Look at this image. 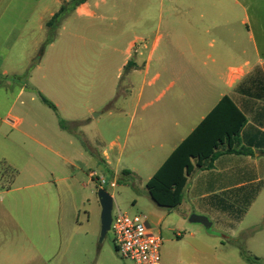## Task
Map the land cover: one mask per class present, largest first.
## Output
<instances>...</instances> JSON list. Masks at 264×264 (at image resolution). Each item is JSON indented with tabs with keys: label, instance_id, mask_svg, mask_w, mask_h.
I'll list each match as a JSON object with an SVG mask.
<instances>
[{
	"label": "rangeland",
	"instance_id": "374dc122",
	"mask_svg": "<svg viewBox=\"0 0 264 264\" xmlns=\"http://www.w3.org/2000/svg\"><path fill=\"white\" fill-rule=\"evenodd\" d=\"M66 1L0 0V175L9 190L0 199L10 217L0 224V264H132L119 257L111 231L100 241L98 191L114 194L113 214L149 216L152 151L133 145L129 101L157 72L146 75L144 64L165 48L166 18L199 20L190 5L213 0H90L95 15L73 12L42 50L46 23ZM134 6L148 22L124 26ZM134 41L140 68L118 76ZM162 232L163 245L216 243L212 228L190 220Z\"/></svg>",
	"mask_w": 264,
	"mask_h": 264
},
{
	"label": "crops",
	"instance_id": "0c3cea01",
	"mask_svg": "<svg viewBox=\"0 0 264 264\" xmlns=\"http://www.w3.org/2000/svg\"><path fill=\"white\" fill-rule=\"evenodd\" d=\"M89 1L76 12L94 16ZM170 7L179 9L177 4ZM189 9L199 20L166 18L165 48L155 64L154 52L144 64L146 75L153 69L157 72L129 101L133 145L152 151L146 159L152 169L148 181L225 97L246 119L236 149L252 154H223L212 168L193 172L181 205L168 209L155 204L147 225L162 235L165 224L186 227L193 214L212 223L215 245H163L161 264H264V0H213L191 4ZM139 22L148 18H139L136 6L122 20L124 26ZM135 43L124 51L118 76L127 67L133 73L140 68L138 60L144 54L141 49L133 52ZM8 191L0 175V196ZM9 218L0 199V224L8 225ZM241 241L258 261L243 258Z\"/></svg>",
	"mask_w": 264,
	"mask_h": 264
},
{
	"label": "trees",
	"instance_id": "16d2710c",
	"mask_svg": "<svg viewBox=\"0 0 264 264\" xmlns=\"http://www.w3.org/2000/svg\"><path fill=\"white\" fill-rule=\"evenodd\" d=\"M88 1L69 0L62 3L59 11L46 23L48 37L42 50L54 41L55 30L62 22ZM40 97L46 105L57 111L54 103L42 94ZM245 123V117L232 100L228 97L223 98L148 181L147 190L151 199L160 207L177 208L183 201L188 178L193 172L212 168L214 161L223 154H252L246 149H236ZM61 125L64 128L62 122ZM239 248L243 258L250 262L258 261L248 253L243 241Z\"/></svg>",
	"mask_w": 264,
	"mask_h": 264
},
{
	"label": "built area",
	"instance_id": "2783aa9c",
	"mask_svg": "<svg viewBox=\"0 0 264 264\" xmlns=\"http://www.w3.org/2000/svg\"><path fill=\"white\" fill-rule=\"evenodd\" d=\"M95 177L96 174H92ZM105 184L104 179L97 180ZM147 216L131 217L121 210L113 214L111 232L119 257L132 264H161L163 237L147 225Z\"/></svg>",
	"mask_w": 264,
	"mask_h": 264
},
{
	"label": "water",
	"instance_id": "95a60500",
	"mask_svg": "<svg viewBox=\"0 0 264 264\" xmlns=\"http://www.w3.org/2000/svg\"><path fill=\"white\" fill-rule=\"evenodd\" d=\"M98 197L102 207V214H101L102 231H101L100 241H103V239L111 231V225L113 221L114 198L105 189H100L98 191ZM189 220L191 223L202 224L207 229L211 228L212 226L210 220L205 216L193 214Z\"/></svg>",
	"mask_w": 264,
	"mask_h": 264
}]
</instances>
